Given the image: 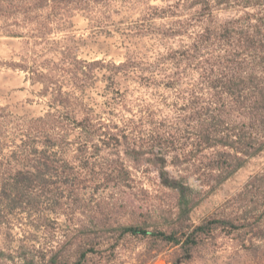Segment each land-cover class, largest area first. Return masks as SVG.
I'll return each instance as SVG.
<instances>
[{
    "label": "trees",
    "instance_id": "1",
    "mask_svg": "<svg viewBox=\"0 0 264 264\" xmlns=\"http://www.w3.org/2000/svg\"><path fill=\"white\" fill-rule=\"evenodd\" d=\"M151 1L0 0V32L21 43L0 68L24 72L47 105L38 116L0 106V228L19 264H104L130 238L144 244L130 264L161 253L197 264L220 234L264 264V167L190 217L264 151V0ZM78 13L100 27L137 13L150 48L118 63L80 58ZM100 73L115 85L98 110L85 93ZM118 79L146 94L129 99ZM132 169L155 172L157 190Z\"/></svg>",
    "mask_w": 264,
    "mask_h": 264
},
{
    "label": "rangeland",
    "instance_id": "2",
    "mask_svg": "<svg viewBox=\"0 0 264 264\" xmlns=\"http://www.w3.org/2000/svg\"><path fill=\"white\" fill-rule=\"evenodd\" d=\"M153 4H162L160 0H152ZM111 21L103 27L94 26L81 14H76L73 19V31L75 39L79 41L78 55L87 60L104 58L116 63L124 59V53L130 49L147 52L150 41L147 37H140L138 32L139 15L137 13H122L113 15ZM166 19L158 18L156 23H162ZM20 39L7 36L0 32V60H10L20 50ZM122 90L127 92L129 99H135L146 94L147 89L140 86L136 80L118 79ZM106 80L102 73L96 81L90 85L85 95L86 100L96 109H102L106 100V93L114 86ZM39 85H31L25 79V73L2 66L0 68V106H7L10 111L18 115L38 116L46 111L47 105L44 98L37 92ZM264 167V151L252 157L243 167L227 179L217 190L204 198L191 211L190 217L194 223L213 213L227 198L236 194L246 180ZM135 178L140 180L144 187L153 191L157 190L158 181L155 172H140L132 169ZM128 218L122 217L126 222ZM62 222V219H60ZM21 229L15 226L11 234L16 238L20 236ZM18 245L16 239L6 234V230L0 228V264H19V260L13 251ZM126 248L117 249V256L112 255L111 261L104 264H130L137 253L143 250V241L136 238L126 240ZM197 264H250L251 257L247 256L231 237L220 234L213 244L200 248L196 253ZM108 258V257H106ZM147 264H167L166 255L161 253Z\"/></svg>",
    "mask_w": 264,
    "mask_h": 264
}]
</instances>
